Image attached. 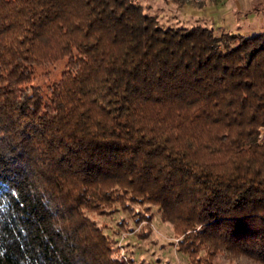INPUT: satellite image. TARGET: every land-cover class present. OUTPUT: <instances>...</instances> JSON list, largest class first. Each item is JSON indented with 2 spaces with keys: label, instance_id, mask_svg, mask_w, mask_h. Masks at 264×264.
I'll list each match as a JSON object with an SVG mask.
<instances>
[{
  "label": "trees",
  "instance_id": "1",
  "mask_svg": "<svg viewBox=\"0 0 264 264\" xmlns=\"http://www.w3.org/2000/svg\"><path fill=\"white\" fill-rule=\"evenodd\" d=\"M116 203L143 205L142 239L158 206L190 264H264V30L162 26L137 0H0V264H134L88 215Z\"/></svg>",
  "mask_w": 264,
  "mask_h": 264
},
{
  "label": "rangeland",
  "instance_id": "2",
  "mask_svg": "<svg viewBox=\"0 0 264 264\" xmlns=\"http://www.w3.org/2000/svg\"><path fill=\"white\" fill-rule=\"evenodd\" d=\"M147 14L154 15L162 26L210 27L216 34L234 32L251 35L264 30V0H137ZM64 60L36 68L33 83L44 92L51 81L57 80ZM48 73H45V72ZM263 128H261L262 131ZM117 210L105 213L88 212L108 237L122 258L132 257L134 264H190L186 254L178 250V239L170 222L161 219L158 206L149 205L152 218L147 222L150 231L145 238L137 236L144 220L134 221V210H145L143 205L131 203L133 211L115 204ZM148 205V204H147ZM124 220V223H121ZM146 224V225H147ZM202 250L200 254L202 255ZM211 264H263L243 254L227 255L223 250L211 257Z\"/></svg>",
  "mask_w": 264,
  "mask_h": 264
}]
</instances>
